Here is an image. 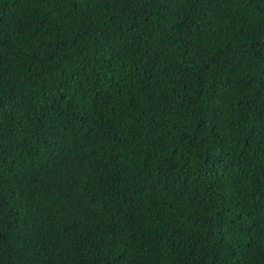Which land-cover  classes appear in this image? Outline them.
I'll return each instance as SVG.
<instances>
[{
	"label": "trees",
	"instance_id": "trees-1",
	"mask_svg": "<svg viewBox=\"0 0 264 264\" xmlns=\"http://www.w3.org/2000/svg\"><path fill=\"white\" fill-rule=\"evenodd\" d=\"M0 264H264V0H0Z\"/></svg>",
	"mask_w": 264,
	"mask_h": 264
},
{
	"label": "snow or ice",
	"instance_id": "snow-or-ice-1",
	"mask_svg": "<svg viewBox=\"0 0 264 264\" xmlns=\"http://www.w3.org/2000/svg\"><path fill=\"white\" fill-rule=\"evenodd\" d=\"M239 231L243 232V231H244V229L241 227V228H239Z\"/></svg>",
	"mask_w": 264,
	"mask_h": 264
}]
</instances>
